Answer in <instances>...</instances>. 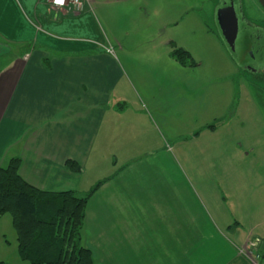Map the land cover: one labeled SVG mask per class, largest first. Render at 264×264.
<instances>
[{
	"label": "crops",
	"instance_id": "1",
	"mask_svg": "<svg viewBox=\"0 0 264 264\" xmlns=\"http://www.w3.org/2000/svg\"><path fill=\"white\" fill-rule=\"evenodd\" d=\"M170 6L88 0L73 14L49 0H0V167L17 158L30 186L81 197L105 181L86 220L109 212L116 224L109 226L105 216L102 227H91L97 264L100 251L107 264H183L181 257L145 258L151 238L166 232L169 212L175 218L183 212L182 194L168 178L135 176L127 161L116 177V154L108 158L109 175L97 172L104 168L105 145L111 147L107 141H114V119L123 116L115 102L129 84L141 83L134 74L144 67H188L172 58L177 45L168 36L198 19L184 14L181 2ZM82 245L93 257L91 244ZM226 264L250 262L235 255Z\"/></svg>",
	"mask_w": 264,
	"mask_h": 264
},
{
	"label": "rangeland",
	"instance_id": "2",
	"mask_svg": "<svg viewBox=\"0 0 264 264\" xmlns=\"http://www.w3.org/2000/svg\"><path fill=\"white\" fill-rule=\"evenodd\" d=\"M159 1L169 9L174 1L181 2L182 12L192 11L198 19L168 36L176 49L190 54L193 65L182 71L170 65L144 67L143 74H134L141 83L129 84L115 102L123 116L114 119V141H107L111 147L105 145L104 168L97 172L109 175L108 158L116 154V177L133 166V175L168 178L182 194V215L179 209L177 218L169 212L163 224L167 230L151 238L146 259L226 264L235 255L244 258L245 248L264 257V74L240 70L219 41L211 19L218 0ZM241 9L252 23L264 21L257 0H242ZM135 60L130 58L131 64ZM125 161L132 165L123 168ZM92 196L85 210L83 243L91 244L97 264L91 227H102L105 216L109 226L116 224L113 213L101 211V218L88 217L86 223ZM256 242L259 245L252 246ZM100 252L98 264L111 261ZM0 264H28L18 257L8 214L0 216Z\"/></svg>",
	"mask_w": 264,
	"mask_h": 264
},
{
	"label": "trees",
	"instance_id": "3",
	"mask_svg": "<svg viewBox=\"0 0 264 264\" xmlns=\"http://www.w3.org/2000/svg\"><path fill=\"white\" fill-rule=\"evenodd\" d=\"M171 56L182 66L193 65L182 49ZM67 166L76 171L73 163ZM19 168L17 158L0 167V216L11 217L18 257L28 264H93L81 243L83 222L89 198L105 181L82 197L72 191L44 192L27 184Z\"/></svg>",
	"mask_w": 264,
	"mask_h": 264
},
{
	"label": "flooded vegetation",
	"instance_id": "4",
	"mask_svg": "<svg viewBox=\"0 0 264 264\" xmlns=\"http://www.w3.org/2000/svg\"><path fill=\"white\" fill-rule=\"evenodd\" d=\"M240 1L242 2V0H236L237 5ZM224 5V0H218L212 8L214 9V14L211 19L212 24L216 28V36H218L219 41L227 49L232 61L237 65V67H239L240 70L253 75H259L261 73L264 74V21H262L260 25V23L256 24L249 21L244 14L240 16V19L243 22L245 36L242 39L236 35L235 40L237 41V52H240V57L236 58L232 55L231 51L225 44V41L221 37L218 26L216 12L223 9ZM259 7L264 11L260 5Z\"/></svg>",
	"mask_w": 264,
	"mask_h": 264
},
{
	"label": "water",
	"instance_id": "5",
	"mask_svg": "<svg viewBox=\"0 0 264 264\" xmlns=\"http://www.w3.org/2000/svg\"><path fill=\"white\" fill-rule=\"evenodd\" d=\"M257 2L264 9V0H257ZM224 3L223 9L217 13L219 30L232 55L239 58L240 52H237L236 35L242 39L245 36L243 22L240 19L242 15L241 1L238 5L236 0H224Z\"/></svg>",
	"mask_w": 264,
	"mask_h": 264
},
{
	"label": "built area",
	"instance_id": "6",
	"mask_svg": "<svg viewBox=\"0 0 264 264\" xmlns=\"http://www.w3.org/2000/svg\"><path fill=\"white\" fill-rule=\"evenodd\" d=\"M88 0H49V3L52 8L57 10H65L67 12L73 14H80L83 12L84 5L87 3ZM259 243H255L252 246H258ZM244 251L246 254L244 256L248 259L250 264H264L260 260V256L258 254L254 255L251 248H245Z\"/></svg>",
	"mask_w": 264,
	"mask_h": 264
}]
</instances>
